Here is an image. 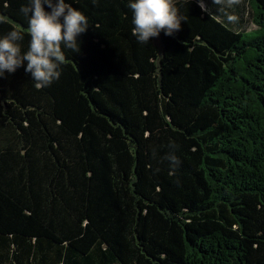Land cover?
<instances>
[{
	"label": "trees",
	"instance_id": "trees-1",
	"mask_svg": "<svg viewBox=\"0 0 264 264\" xmlns=\"http://www.w3.org/2000/svg\"><path fill=\"white\" fill-rule=\"evenodd\" d=\"M29 3L0 0L21 54ZM65 3L59 79L0 76V264H264V0H173L147 44L130 0Z\"/></svg>",
	"mask_w": 264,
	"mask_h": 264
},
{
	"label": "clouds",
	"instance_id": "clouds-1",
	"mask_svg": "<svg viewBox=\"0 0 264 264\" xmlns=\"http://www.w3.org/2000/svg\"><path fill=\"white\" fill-rule=\"evenodd\" d=\"M201 11L208 12L205 0H196ZM240 0H211L218 6V11L224 12L239 4ZM95 3V0H93ZM46 5L51 11H45ZM128 7L132 13V34L138 42L147 44L150 38L157 37L161 31L166 36H172L181 28L183 17L173 0H130ZM20 11L28 17L26 29L30 36L27 52L21 54L18 41L23 39L20 31L12 30L0 38V76L5 72L14 73L26 62L24 71L30 73L37 89L50 86L58 80L60 66L65 61L63 48L79 50L77 37L88 28L87 18L74 9L65 0H30ZM229 23H235L237 17L224 12ZM62 21V22H61ZM175 163V157H172Z\"/></svg>",
	"mask_w": 264,
	"mask_h": 264
},
{
	"label": "rangeland",
	"instance_id": "rangeland-1",
	"mask_svg": "<svg viewBox=\"0 0 264 264\" xmlns=\"http://www.w3.org/2000/svg\"><path fill=\"white\" fill-rule=\"evenodd\" d=\"M243 28L246 30H252L254 28V26L249 24V23H246V24H244Z\"/></svg>",
	"mask_w": 264,
	"mask_h": 264
}]
</instances>
